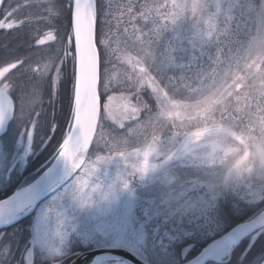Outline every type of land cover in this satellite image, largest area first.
<instances>
[{
  "label": "rangeland",
  "instance_id": "obj_1",
  "mask_svg": "<svg viewBox=\"0 0 264 264\" xmlns=\"http://www.w3.org/2000/svg\"><path fill=\"white\" fill-rule=\"evenodd\" d=\"M101 1V42L111 64L93 149L73 178L31 214L17 256L23 264H66L76 252L104 245L125 247L166 264L175 243L210 228L218 201L227 192L245 202L264 195V178L244 171L254 152L264 155V53L253 47L264 32L260 0ZM115 35L126 42L110 41ZM146 57L170 81L172 66L191 70L182 80L207 94L195 102L173 100L148 70ZM53 64L49 60L42 65V78L51 74L55 92L52 82L59 79L60 65ZM4 72L0 69V87L8 85ZM256 77L262 80L248 87L246 82ZM242 87L251 90L252 95H240L251 119L236 128L224 123L229 117L240 118L226 103ZM143 91L154 109L142 118L147 107L135 99ZM35 95L37 100L39 92ZM21 108L23 120L14 123L0 143V199L27 168L40 137L37 129L45 126L36 119L29 144L24 129L33 108ZM81 179L87 180L84 202L77 194ZM28 182L23 178L13 192ZM188 203L195 205L193 214L183 211ZM190 245L181 250L182 256ZM255 248L245 264L264 261V230L248 236L238 261Z\"/></svg>",
  "mask_w": 264,
  "mask_h": 264
},
{
  "label": "trees",
  "instance_id": "obj_2",
  "mask_svg": "<svg viewBox=\"0 0 264 264\" xmlns=\"http://www.w3.org/2000/svg\"><path fill=\"white\" fill-rule=\"evenodd\" d=\"M101 2V0H96V46L99 54L100 82L98 94L100 102L104 98L102 91L103 82L107 68L111 64L106 54V48L101 42L103 36L100 10L102 6ZM13 24H18L19 27H12L11 30H5ZM0 26H2L0 27V69H6L7 72L8 69L14 66V61L21 59L25 61L21 68L16 69L15 72L10 73L7 77H5L6 72L4 73L5 82L8 85L14 86V89L11 90V95L16 102L14 123L23 120L21 117L25 115L22 114L23 109L20 107H25L26 104L30 109L32 106L33 109H29L32 114L35 112L41 113L39 119L42 122H44L45 116L48 119V124L44 123L45 126L43 125L37 129V136L39 134L40 137L32 147L33 153L28 161L27 168L23 171L20 178L16 177L15 180L17 183L15 182L16 184L13 187L5 191L2 196L5 197L12 194L23 178H29L30 181H33L39 176L43 170L41 166L46 161L55 159V154L60 151L61 144L69 133L73 120L75 87V55L71 31V0H5L0 11ZM51 33H54V37L50 36L49 42L46 44H38V40L42 36ZM117 37L118 35L110 37V41L119 39L120 41L122 40V43L124 41L126 42L125 38ZM115 41L117 42V40ZM128 44L130 46L135 45L131 42ZM134 53L139 55L140 51L135 50ZM49 60L54 63L53 68L60 65V85L59 90L55 92L51 91V74L44 79L42 78V65ZM145 62L148 70L156 77L161 88L172 96L173 100L184 103L195 102L202 99L208 92V90L193 82L189 83L188 81L182 80L189 76L191 70H184L182 67L172 66V81H170L165 75L159 73L157 68H154L155 62L148 63L147 57ZM255 79L253 81L250 78L246 82V85L249 87V85H255L262 80L261 77H256ZM38 92L39 98L36 100L35 93L38 94ZM245 93L252 95L250 89L242 87L228 97L226 104L229 110L233 116H239L240 118L237 117L239 120H235L229 117L225 119L224 123L235 124L236 128H238L240 124L250 121L251 118L246 115V108L243 109L242 107L244 106V100L241 101L240 99V95ZM135 101L138 103L141 101L140 106L144 104L147 107L143 110L140 117L143 118L147 113L153 112L154 103L146 91H143ZM53 112L56 113V119H53ZM29 119L30 117L27 120L29 121ZM55 123H59L60 126L53 131L51 125ZM132 137V139L136 138L137 134H134ZM91 148L93 149V147ZM262 210H264V195L256 202H245L227 192L225 197L218 201L215 208L214 221L209 226L210 228L204 229L201 232L194 231L181 242L175 243L174 253L178 257L176 261L166 264H181L185 262L199 252L212 239L225 234L239 222L257 215ZM28 221L29 218L0 228V264H23L22 259H17V256L22 252L23 245L27 239ZM247 238L235 247L229 260L213 264H245L249 261L253 257V253L258 251L256 248L242 262H239L237 259ZM189 244L191 245L187 256L180 257L181 250ZM145 257L154 264L150 256Z\"/></svg>",
  "mask_w": 264,
  "mask_h": 264
},
{
  "label": "water",
  "instance_id": "obj_3",
  "mask_svg": "<svg viewBox=\"0 0 264 264\" xmlns=\"http://www.w3.org/2000/svg\"><path fill=\"white\" fill-rule=\"evenodd\" d=\"M5 0H0V11ZM71 26L75 54V87H74V114L70 131L60 150V156L70 162L71 170L76 172L79 168L77 162L90 152L93 145L101 110L98 95L99 85V55L96 46V7L95 0H71ZM5 107H10L11 100H5ZM14 113H9L6 121L5 132L8 124L13 119ZM4 133L0 132V136ZM55 161V160H54ZM57 173L65 170L63 161H56ZM37 176L34 180H36ZM33 180V181H34ZM32 181V182H33ZM31 182V183H32ZM30 183V184H31ZM64 185V184H63ZM60 187L50 190L38 199L35 205L24 212L9 215L7 211L0 218V227L14 224L24 217L29 216L40 200ZM16 192V191H15ZM14 192V193H15ZM13 194L0 201H4ZM264 216V210L257 215L240 222L225 234L234 233L233 242L227 251L230 257L234 248L245 238L259 230L258 222ZM223 234V235H225ZM206 245L202 250L183 264H205L208 262L220 263L212 257L205 255ZM262 261L260 264H262ZM67 264H151L146 259L129 249L120 246H100L85 250L73 257Z\"/></svg>",
  "mask_w": 264,
  "mask_h": 264
},
{
  "label": "snow or ice",
  "instance_id": "obj_4",
  "mask_svg": "<svg viewBox=\"0 0 264 264\" xmlns=\"http://www.w3.org/2000/svg\"><path fill=\"white\" fill-rule=\"evenodd\" d=\"M2 27V26H0ZM12 27H19L18 24L10 25L5 30H11ZM54 37V33L45 34L38 40V44L49 42V37ZM25 63L23 59L19 61L13 62V67L8 69L5 73V77H7L10 73L15 72L16 69L21 68V66ZM3 79V78H0ZM53 91L59 90L60 79H55L52 82ZM14 89V86L4 85L0 87V132H3L5 137L7 133L5 132L6 121L9 117V113H15L16 106L14 103H11L10 107H5V100H11V90ZM33 114L30 113V117ZM41 115L40 112L34 113V118L29 119L28 126L24 129L27 134V139L29 144H31L33 132L35 130V121ZM53 119H56V113H52ZM44 123L48 124L47 116L44 117ZM59 123H55L51 125V129L55 131L59 127ZM56 161H63L65 165V170L61 173H57L56 170ZM27 163V161H26ZM43 169L39 175V177L34 180L31 184L25 185L22 188L17 189L15 193L8 199L4 201H0V218L3 217L5 211L8 212L9 215H15L20 212H24L29 208L33 207L38 199H40L45 193L50 190H54L57 187H62L63 184H66L69 180L73 178L75 172L71 170L70 162L64 160L63 157L60 156L59 152L55 154V161H46L44 165L41 166ZM87 184L86 179H81L76 182L77 186V194L79 199L84 202V188Z\"/></svg>",
  "mask_w": 264,
  "mask_h": 264
},
{
  "label": "bare ground",
  "instance_id": "obj_5",
  "mask_svg": "<svg viewBox=\"0 0 264 264\" xmlns=\"http://www.w3.org/2000/svg\"><path fill=\"white\" fill-rule=\"evenodd\" d=\"M95 7H96V0H95ZM96 23H97V19H96ZM96 29V28H95ZM71 31H72V26H71ZM95 34H96V30H95ZM73 38V37H72ZM75 55V54H74ZM99 55V54H98ZM75 71V70H74ZM99 82H100V69H99ZM74 85H75V82H74ZM98 90H99V85H98ZM99 95V94H98ZM24 107V106H23ZM21 108V107H20ZM22 109H25V108H22ZM100 112H101V110H100ZM73 114H74V111H73ZM12 127L11 128H13V126H14V124L13 125H11ZM98 126H99V121H98ZM10 128V129H11ZM97 129H98V127H97ZM70 131V130H69ZM8 134V133H7ZM5 137V135L3 134L2 136H0V139L2 140L3 138ZM67 137V136H66ZM66 139V138H65ZM63 143H64V141L62 142V144H61V147H60V150H61V148H62V146H63ZM59 153H60V151H59ZM55 159H53L52 161H54ZM83 162V160H82V158L81 159H79L78 160V162H77V165H78V167L81 165V163ZM31 183V182H30ZM30 183H27V185L28 184H30ZM14 192H12V194H13ZM11 195V194H10ZM9 196V195H8ZM7 196H5V197H2L1 199H4V198H6ZM0 199V200H1ZM45 199V198H44ZM43 200H40L38 203H37V205H36V207L42 202ZM36 207H35V209H36ZM33 213V212H32ZM31 213V214H32ZM31 214L29 215V216H27V217H24L23 219H21V220H24V219H27V218H30L31 217ZM20 220V221H21ZM17 223V222H16ZM240 223V222H239ZM238 223V224H239ZM237 225V224H236ZM0 228H2V227H0ZM260 230V229H259ZM259 230H257V231H259ZM257 231H255V232H257ZM233 238H234V233L233 232H230V233H228V234H225V235H221V236H219V237H217V238H215V239H212L209 243V245L207 246V248L205 249V252H204V254L205 255H208V256H210V257H212L213 259H215V260H218V259H220L224 254H227V251H228V249L230 248V246H231V244H232V242H233ZM104 246H115V245H104ZM121 247V246H120ZM205 247V246H204ZM203 247V248H204ZM125 248V247H124ZM126 249H128V248H126ZM235 249V248H234ZM130 250V249H129ZM83 251H85V250H83ZM83 251H81V252H83ZM132 252H134V253H136V254H138L139 256H141L142 258H144V259H146V257L144 256V255H141V254H139L138 252H136V251H133V250H131ZM81 252H78V253H76L73 257H75L77 254H79V253H81ZM233 252V251H232ZM188 253H189V251H188ZM188 253H186L184 256H182V253L180 254V257H186L187 256V254ZM232 254V253H231ZM231 256V255H230ZM72 257V258H73ZM178 257V255L177 254H175V253H172V255H170V256H168V258L169 259H171L170 261H168L167 263H171V262H173V261H176V258ZM72 258H67L68 260L66 261V264L72 259ZM229 256H227L226 255V258H225V261H227V260H229ZM147 260V259H146ZM189 260V259H188ZM149 263H151V264H153L151 261H149V260H147ZM187 261V260H186ZM185 261V262H186ZM224 261V262H225ZM154 262V264H157V263H155V261H153ZM184 263V262H183ZM183 263H181V264H183ZM205 264H210L209 262L208 263H205ZM262 264H264V262L262 263Z\"/></svg>",
  "mask_w": 264,
  "mask_h": 264
},
{
  "label": "clouds",
  "instance_id": "obj_6",
  "mask_svg": "<svg viewBox=\"0 0 264 264\" xmlns=\"http://www.w3.org/2000/svg\"><path fill=\"white\" fill-rule=\"evenodd\" d=\"M261 10L264 11V0H260ZM253 47L260 53H264V32L260 33V38L253 41ZM245 172H252L259 178H264V155L259 151L254 152L249 158V163L244 167ZM183 211L187 214H193L195 212V205L188 203L183 206ZM258 227L264 230V216L258 222Z\"/></svg>",
  "mask_w": 264,
  "mask_h": 264
},
{
  "label": "flooded vegetation",
  "instance_id": "obj_7",
  "mask_svg": "<svg viewBox=\"0 0 264 264\" xmlns=\"http://www.w3.org/2000/svg\"><path fill=\"white\" fill-rule=\"evenodd\" d=\"M5 70V72H6V69H4ZM4 72V73H5ZM2 87V86H1ZM10 96H11V98H12V101H13V103L15 104V106H16V102H15V99L13 98V96L11 95V93H10ZM15 115H16V111H15V113L13 114V119L10 121V123L8 124V127H7V131H6V133H8L9 131H10V128L12 127L11 125H13V123H14V119H15ZM0 143H1V139H0ZM199 252H197L195 255H197ZM195 255H193L192 257H194ZM191 257V258H192Z\"/></svg>",
  "mask_w": 264,
  "mask_h": 264
}]
</instances>
